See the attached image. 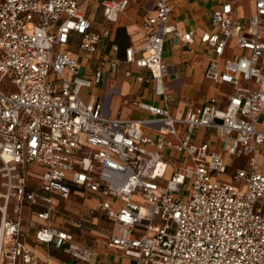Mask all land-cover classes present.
I'll return each instance as SVG.
<instances>
[{"label":"built area","instance_id":"1","mask_svg":"<svg viewBox=\"0 0 264 264\" xmlns=\"http://www.w3.org/2000/svg\"><path fill=\"white\" fill-rule=\"evenodd\" d=\"M174 1L153 0L142 45L124 50L127 64L148 73L160 105L131 100L146 117L111 119L108 77L86 68L110 31H92L76 0H0V264H52L25 242L23 212L38 206L32 216L39 226L28 222L34 241L74 264H96L89 246L52 225L54 197L68 200L74 191L97 199L91 213L113 225L107 247L132 264H264V0H247L254 9L243 22L234 18L239 0H223L212 13L214 29L198 36L213 56L203 77L234 93L224 109L208 97L181 118L169 112L163 46L166 38L193 43L194 34L169 23ZM131 2L138 0H104V20L116 24ZM227 48L244 53L222 59ZM108 65L115 74V59ZM101 85L103 99L83 101L82 90ZM198 129L212 131L219 149L211 140L196 143ZM72 225L82 230L81 219Z\"/></svg>","mask_w":264,"mask_h":264},{"label":"crops","instance_id":"2","mask_svg":"<svg viewBox=\"0 0 264 264\" xmlns=\"http://www.w3.org/2000/svg\"><path fill=\"white\" fill-rule=\"evenodd\" d=\"M79 4V11L90 22L91 30L99 32L108 29L110 31V38L103 41L98 51L92 56L90 64L91 67H102L110 60L115 59L117 70L115 74H111L107 78V86L110 87V95L105 98V111L111 119H129L133 118L134 113L143 115L144 118L147 114L133 107L130 104L131 100H139L143 103L154 104L159 106L161 103L160 98H156L152 93V85L148 73L145 70L136 68L134 64H127L124 58V50L126 48H137L143 43V35L141 26L145 20L152 15V1L153 0H138V2H131L123 14L120 15L116 24L111 25L106 22L102 16V2L104 0H76ZM223 0H175L170 13L169 23L174 25L181 33L192 31L194 34L193 43L190 44H174L169 38H166L163 46V63L168 67V75L165 78L166 94L169 103V112L175 118H181L186 114L189 108H196L203 104L205 98L212 97L216 100L218 108L224 109L228 102L227 99L234 93L233 86L229 84L219 83L212 84L203 77V70L212 59L210 49L205 45H201L198 41V36L204 30H213L212 13L216 10L217 6ZM253 12L252 4L247 1ZM236 9V7H235ZM237 21L243 22L245 18L240 16L238 9L234 14ZM103 20V21H102ZM264 38V28L262 29ZM112 45L118 46V52L113 53L111 50ZM78 51L77 45L72 44L68 49L70 55H76ZM244 51L239 49L227 48L222 56V59L232 58L243 54ZM105 59H108L106 61ZM86 65V68L89 67ZM126 69L131 70V77L124 76ZM143 76L144 82L138 83L135 78ZM241 85H244L241 82ZM118 102L120 107L113 108L110 113L108 111L109 101L111 94L117 92ZM134 91L137 93L133 95ZM151 92V94H149ZM103 99V95L102 98ZM202 129H198L200 131ZM196 131V132H197ZM208 131V130H203ZM195 132V133H196ZM214 139V138H213ZM205 140L196 138V143H201ZM215 141V139L213 140ZM176 158H171V164L174 165ZM83 194L84 192L76 191V193ZM78 196V195H77ZM94 202L89 201V205L95 206L97 199L90 195ZM100 219L106 221L109 226V233L112 230V223L106 217L99 213ZM30 219L34 220L39 225V221L34 216ZM94 220H97L94 219ZM60 224V228L72 233L78 241L77 234L71 229L63 227V223L54 221ZM74 227V226H73ZM75 228V227H74ZM76 229V228H75ZM23 232L25 235V242L27 246L42 262H51L52 264H74V261L61 254L59 251L54 250L52 247L37 244L34 241V228H29L23 224ZM33 232V233H32ZM108 233V234H109ZM108 234L105 236L104 243H96L89 246L93 251V262L96 264H132V260L128 259L120 252L112 250L107 247ZM98 248V249H97ZM99 252L104 253L106 258L100 257ZM118 256V258H116ZM121 257V259H119Z\"/></svg>","mask_w":264,"mask_h":264},{"label":"rangeland","instance_id":"3","mask_svg":"<svg viewBox=\"0 0 264 264\" xmlns=\"http://www.w3.org/2000/svg\"><path fill=\"white\" fill-rule=\"evenodd\" d=\"M82 0H79V2H81ZM236 9H238V13L240 14V16H242L243 18L247 19L250 14H251V8L249 7V4L247 3V0H239L236 4H235ZM103 21V20H102ZM106 61H108V59H105ZM90 69V64L88 67V70ZM102 71L104 73H106V76L109 77L112 72H110L109 70V65L106 62L104 64V66L101 67ZM88 76H90L89 74H87ZM110 90V87L107 88V91ZM117 92H114L111 94V98L109 101V106H108V111L111 113L113 111V108H115L117 106L120 107V101L117 103L116 98L118 97V92L120 91L119 87L118 89H116ZM102 93H103V87L102 85L100 87H91L90 89L86 90H82L80 93L81 98L83 99L84 102L88 101V96L90 94L97 96L99 98H102ZM137 92L134 91L133 95H135ZM151 94V92L149 93ZM140 113H134V117L133 118H140L143 115H139ZM261 119H264V114L261 116ZM180 132V128L178 129ZM197 138H199L200 140L203 139H209L212 142V146H214V148H216L217 150L219 149V141H213V132L212 131H197ZM246 160L245 157L233 160L231 163L233 165H231V169H229L228 171V175L231 176L234 171L237 169V167H241L244 164V161ZM258 162L262 165V161L260 160V158L258 157ZM31 172H33L34 174H32L33 178H38V174H40V171L38 168H31ZM221 179H225L226 181H231L228 180L227 178H221ZM166 180V179H165ZM164 181L160 182V187L162 188L164 186ZM236 187H238L239 190H242V182L237 183ZM184 190H187V187L183 188V192L181 193V196H185L186 193H184ZM0 191H1V186H0ZM75 193V191H74ZM77 195H73L72 197H70V199L68 200H63L60 199L58 197H54V205L55 206V210L57 211V218L55 219L57 222L63 223V227L71 229L72 231H74L78 236L77 238L81 241H83L85 244L92 246L96 243H104L105 242V236L109 233V226L108 224H106V221L103 219H100L99 213L98 212H94L91 213V210L94 208V206L89 205V201L90 202H94L93 198H91L90 194H88L87 192H84L83 194L81 193V195H79L80 193H76ZM133 201H135V199L133 198ZM1 200H0V206H1ZM139 203H141V201H139ZM41 209V207H34L31 210L25 209L22 215V220H23V224L27 226L30 218L32 217V213L33 212H37ZM7 216L6 218H12L13 215L11 213V205H9V209L7 212ZM2 213L0 212V224H1V220H2ZM97 220H94L96 219ZM75 219H81L82 220V230H77L73 227L72 222ZM53 226L56 227H60V224L52 222ZM1 226V225H0ZM33 233V232H32ZM98 249V248H97ZM99 256L100 257H104L106 258V256L104 255V253L99 252ZM118 258V256L116 257ZM107 259V258H106ZM119 259H121V257H119ZM105 264V262H104Z\"/></svg>","mask_w":264,"mask_h":264},{"label":"bare ground","instance_id":"4","mask_svg":"<svg viewBox=\"0 0 264 264\" xmlns=\"http://www.w3.org/2000/svg\"><path fill=\"white\" fill-rule=\"evenodd\" d=\"M0 210L3 212V208L0 207ZM3 235H4V225L0 226V245H1V242H2V238H3Z\"/></svg>","mask_w":264,"mask_h":264}]
</instances>
